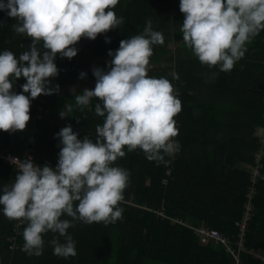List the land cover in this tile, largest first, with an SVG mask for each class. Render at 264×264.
Here are the masks:
<instances>
[{"label":"trees","instance_id":"1","mask_svg":"<svg viewBox=\"0 0 264 264\" xmlns=\"http://www.w3.org/2000/svg\"><path fill=\"white\" fill-rule=\"evenodd\" d=\"M179 4L180 0H119L113 10L123 17L122 23L95 39L81 37L72 45L78 51L70 59L57 53L58 74L49 79L50 86H59L58 91L30 98V119L23 130H0V153L23 159L33 153L36 163L55 167L61 147L55 134L62 127L71 124L78 138L87 135L95 141L96 125L104 121L95 113V105L103 104L97 97L87 106L76 104L75 95L82 93L76 90L80 73L94 59L116 50L121 40L141 34L148 20L164 40L152 46L147 74L167 77L174 91L182 93L180 153L165 156L167 164H157L141 149L128 151L125 146V155L114 162L130 173L119 204L122 218L107 224L75 220L67 229L75 241L74 256L53 253L51 241L58 238L64 242V237L51 231L43 234L40 255L23 250V233L18 236V247L12 249L19 220L0 211V264H233L222 244L202 245L190 228L147 210L164 208L170 217L205 224L235 240V224L243 216L251 185L249 175L239 165L254 163L256 129L264 126V30L247 43L245 55L230 71H221L218 65L202 64L185 45L181 31L184 13ZM17 23L0 10V51L10 50L19 57L33 38L17 33L13 28ZM42 43L38 45L41 51ZM211 70H216L217 76L205 80L202 72ZM173 72L178 73V79H173ZM25 82L26 78H17L13 91L22 92ZM67 104H71L70 110L65 108ZM64 108L67 115L61 118ZM170 168L172 180L165 186ZM16 174L17 169L0 159V191L11 187ZM257 189L256 213L248 232V250L240 254L241 264H264L257 256L264 253V183ZM61 219L73 220L66 214Z\"/></svg>","mask_w":264,"mask_h":264},{"label":"clouds","instance_id":"2","mask_svg":"<svg viewBox=\"0 0 264 264\" xmlns=\"http://www.w3.org/2000/svg\"><path fill=\"white\" fill-rule=\"evenodd\" d=\"M118 2L0 0V10L19 21L14 30L33 38L19 57L10 50L0 51V130H23L30 119V98L58 91L49 79L58 74L57 53L70 59L78 51L72 45L81 37L95 39L122 23L123 17L113 10ZM179 8L184 13L185 45L202 64L218 65L221 71H230L245 55L247 43L264 30V0H180ZM163 40L148 20L141 34L108 51L112 57L108 70L93 68L95 87L85 88L75 101L78 106L89 105L93 97L102 101L103 107L95 105V113L104 117L102 125H96L95 141L87 135L78 138L68 124L55 134L61 145L55 167L37 165L30 156L9 158L18 171L11 187L0 191V211L9 219L27 222L23 250L29 255L42 254L43 234L51 231L64 237V242L51 241L53 253L74 256L75 241L67 229L75 220L107 224L122 218L119 204L130 173L114 162L125 155V146L128 151L141 149L157 164H167L165 156L180 150L173 138L179 132L174 116L181 101L167 77L147 74L152 46ZM41 41L43 51L38 47ZM171 75L179 78L176 72ZM19 77L26 82L17 93L13 83ZM65 108L61 118L67 115ZM63 214L73 220L61 219Z\"/></svg>","mask_w":264,"mask_h":264},{"label":"built area","instance_id":"3","mask_svg":"<svg viewBox=\"0 0 264 264\" xmlns=\"http://www.w3.org/2000/svg\"><path fill=\"white\" fill-rule=\"evenodd\" d=\"M175 94L178 96V98L181 100L182 98V93L180 90L176 89ZM180 113V111H179ZM177 113L174 116V119L176 121V127L179 129L181 126L180 123V114ZM256 137L258 139V149L255 153V160L254 163L251 165L250 172H249V178H250V187L248 189V193L246 195V203L244 206V213L243 216L239 219V221L235 224L236 228V235H235V240L231 241L227 236L222 234L221 232L211 229L207 227L206 225H195L191 223L190 221L176 218V217H170L165 213V209L163 208L160 211H152V210H147L149 212H154L158 214L162 219H169L171 223L173 224H180L182 226L188 227L193 232L195 235L199 238V242L202 245H207L210 242H215L217 244H222L226 250L229 252L231 255V258L233 259V264H241L240 260V254L243 252H247V237H248V232L251 228V224L254 220L255 213H256V199L258 195V186L261 183H264V126H262L259 129V132L256 133ZM173 139L178 140V135L174 137ZM178 153H180V150L174 154L176 156ZM18 157L13 154H1L0 153V159L3 161V163L14 167L15 169L16 166L10 162V157ZM35 162L34 154L30 153L28 154ZM27 156V157H28ZM173 156V157H174ZM21 160L23 158L19 157ZM37 165H40L36 163ZM42 166V165H41ZM18 171V169H17ZM172 169H168L166 173V178L163 181V184L167 186L170 181L172 180ZM26 225V221H18L17 226H16V234L13 237L14 244L12 245V249H15L18 247L17 240L18 236H21L23 233L22 227Z\"/></svg>","mask_w":264,"mask_h":264},{"label":"crops","instance_id":"4","mask_svg":"<svg viewBox=\"0 0 264 264\" xmlns=\"http://www.w3.org/2000/svg\"><path fill=\"white\" fill-rule=\"evenodd\" d=\"M111 59H112V57H110L109 55H104V56H102V57H99V58H96V59H94L93 60V62H94V65H96L97 64V62L98 63H106L107 64V66L109 67V61H111ZM92 62V61H91ZM100 65V64H99ZM85 73H86V76L88 75L87 74V71L85 70L84 71ZM217 74H218V72L216 71V70H211L210 72H208V71H203L202 72V76L205 78V80H214L215 79V77L217 76ZM84 77V78H79V80L77 81V84L79 85V90H78V92H82L84 89H85V87H87V88H89V89H92V88H94L95 87V83H96V78L95 79H93L92 80V82H90V81H88L87 82V77ZM57 121V120H56ZM57 122H60V121H57ZM261 127H258L257 129H256V133H258L259 132V129H260ZM255 136H256V134H255ZM253 164V163H252ZM252 164H250V163H243V164H240L239 165V168L240 169H243V171L244 172H246L248 175H249V172H250V168H251V165ZM191 222V221H190ZM192 223V222H191ZM202 225V224H201ZM205 225V224H204ZM207 226V225H206ZM208 227V226H207ZM210 228V227H209ZM212 229V228H211ZM214 230H217V229H214ZM217 231H219V230H217ZM220 232V231H219ZM223 234V233H222ZM257 256H259V258H261V259H263L264 260V253L263 252H261V253H258L257 254Z\"/></svg>","mask_w":264,"mask_h":264},{"label":"rangeland","instance_id":"5","mask_svg":"<svg viewBox=\"0 0 264 264\" xmlns=\"http://www.w3.org/2000/svg\"><path fill=\"white\" fill-rule=\"evenodd\" d=\"M100 64V65H99ZM94 67H100L101 69H103V70H108V66H107V64L106 63H98L97 62V64L96 65H94V62L92 61L90 64H89V66L87 67V82L88 81H90V82H92V80L93 79H95L96 77L93 75V68ZM85 88H87V87H85ZM76 90L78 91L79 90V85L77 84L76 85Z\"/></svg>","mask_w":264,"mask_h":264}]
</instances>
